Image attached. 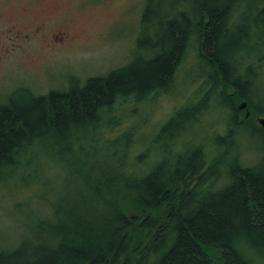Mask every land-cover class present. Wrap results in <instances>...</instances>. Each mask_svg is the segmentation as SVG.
I'll return each instance as SVG.
<instances>
[{"label": "trees", "instance_id": "obj_1", "mask_svg": "<svg viewBox=\"0 0 264 264\" xmlns=\"http://www.w3.org/2000/svg\"><path fill=\"white\" fill-rule=\"evenodd\" d=\"M141 18L144 52L122 66L85 81L69 76L65 90L22 86L0 101V188L22 184L44 200L40 211L23 210V220L0 221V264H264V126L254 120L264 115V0H146ZM193 47L208 92L162 124L154 164L127 165L120 144L89 150L87 164L75 154L81 134L119 99L172 90ZM212 93L229 112L231 134L198 140L204 134L189 126ZM238 100L250 113L242 120ZM237 128L261 142L252 164L225 150ZM42 154L66 159V176L86 181L94 201L77 212L75 203L40 193L48 183Z\"/></svg>", "mask_w": 264, "mask_h": 264}, {"label": "rangeland", "instance_id": "obj_2", "mask_svg": "<svg viewBox=\"0 0 264 264\" xmlns=\"http://www.w3.org/2000/svg\"><path fill=\"white\" fill-rule=\"evenodd\" d=\"M145 5L146 0H0V101H8L11 93L22 86L36 94L65 90L69 87V76L85 81L87 77L104 74L127 63L135 50L144 52L140 40ZM154 31H148L150 37L155 35ZM196 50L195 47L190 49L181 61L172 90L119 99L97 127H87V132L81 134L82 140L75 143V152L78 151L75 154L83 160L86 158L87 164L89 150L99 149L104 153L103 146L118 150L120 144L123 154L127 153V165L135 159L140 169L146 170L148 165L154 164L159 158L157 133L162 124L177 109L192 107L208 92L206 87H201L203 75L197 76ZM259 90L263 93V84ZM236 103L238 118L248 117L247 102L238 100ZM222 104L216 94H210L208 108L189 126L204 134L203 137L193 136L195 140L199 137L198 140L204 141L207 134H231L232 122ZM262 119L264 115L254 117L257 124L264 126ZM232 134L234 145L230 144L225 150L238 155L245 164L254 163L259 157L260 140L252 136L250 130L237 128ZM180 139L176 141L178 149L184 146L179 144ZM222 149L219 147V151ZM209 150L214 153L216 148ZM61 158L42 154L44 161L40 167L48 183L45 188L43 184L40 193L48 190L46 198L52 200L59 196V200L75 203L76 211L80 212L95 197L88 195V184L80 176H66L68 165L66 159ZM94 164L97 171L100 163ZM37 191L22 184L2 185L0 221L8 224L14 219L23 220L22 211L27 212L28 208L40 211L44 200H36ZM55 192L60 195L54 196ZM68 195L72 200L66 198ZM18 205L21 206L18 208ZM48 205L47 209L53 208L52 203ZM3 232L13 236L15 230L6 228Z\"/></svg>", "mask_w": 264, "mask_h": 264}, {"label": "water", "instance_id": "obj_3", "mask_svg": "<svg viewBox=\"0 0 264 264\" xmlns=\"http://www.w3.org/2000/svg\"><path fill=\"white\" fill-rule=\"evenodd\" d=\"M262 122L264 123V120L262 119Z\"/></svg>", "mask_w": 264, "mask_h": 264}]
</instances>
